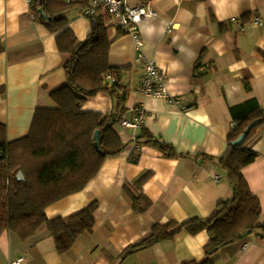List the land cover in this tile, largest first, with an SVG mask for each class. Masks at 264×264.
<instances>
[{"label":"crops","instance_id":"obj_1","mask_svg":"<svg viewBox=\"0 0 264 264\" xmlns=\"http://www.w3.org/2000/svg\"><path fill=\"white\" fill-rule=\"evenodd\" d=\"M139 1L149 3L155 14L139 24L141 52L166 75L169 96L187 110L137 92L142 76L136 61L139 50L114 26L106 9L100 8L93 18L83 16L79 8L66 12L67 27L79 42L87 38L93 19L103 23L112 42L108 64L122 70L121 104L100 92L82 108L116 114L120 120L133 118L131 111L139 107L144 112L142 125L127 129L116 123L113 129L123 152L107 158L83 190L45 210L48 220L68 219L96 203L92 233L79 235L71 249L59 255L46 226L25 242L5 232L0 237V264L18 257L25 259L23 264H185L205 259L209 242L205 231L195 236L178 231L169 240L126 251L146 239L156 225L208 219L217 203L231 196L225 174L201 156L215 161L226 152L227 136L236 125L231 108L255 100L264 110V0H133L131 4ZM255 19L261 24L254 25ZM67 60L68 55L57 49L55 34L35 20L23 0H0V124L8 142L28 135L37 109L54 106L49 93L64 86L62 66ZM245 110L236 112L241 116ZM142 129L171 145L179 157L167 158L156 148L141 146L132 163ZM248 145L257 157L242 173L259 200L257 224L264 225V125ZM144 174L149 178L141 193L152 206L139 215L124 186L135 192L133 184ZM213 258L215 264H264V237L247 235L217 250Z\"/></svg>","mask_w":264,"mask_h":264},{"label":"trees","instance_id":"obj_2","mask_svg":"<svg viewBox=\"0 0 264 264\" xmlns=\"http://www.w3.org/2000/svg\"><path fill=\"white\" fill-rule=\"evenodd\" d=\"M87 6L88 0H32L31 11L35 20L55 34L58 51L68 55L62 66L66 82L49 93L53 107L35 111L27 136L8 142L5 126L0 124V237L8 232L20 242H25L40 227L46 226L59 255L68 252L79 235L92 233L97 204L91 203L68 219L48 220L46 208L83 190L107 158L117 157L124 150L113 129L120 117L82 108L100 92H107L119 104L125 100L122 70L108 64L112 42L108 40L103 23L93 19L90 33L81 42L67 27L64 14L77 8L83 11ZM108 76L114 82L107 79ZM245 89L250 91L247 83ZM238 109L247 110L238 116ZM117 112L122 113V110L119 108ZM230 113L236 125L227 136L226 152L215 161L208 156H201V159L215 163L225 174L231 196L219 201L206 220L191 218L181 223L171 220L154 226L146 239L126 252L169 240L178 231L192 236L205 231L209 236L204 247L205 259L185 264H215L213 255L217 250L250 234L264 237V225L257 224L261 215L259 200L251 193L242 173L257 157L248 143L264 125V110L252 100L244 106L231 108ZM255 120L259 124L250 130L242 144L233 146L232 142ZM96 132H99L97 142L93 141ZM136 142L132 163L137 161V151L141 146L156 148L167 158L179 157L171 145L161 142L144 129ZM148 178V174H144L133 184L135 192L124 186L135 214H144L152 206L141 193Z\"/></svg>","mask_w":264,"mask_h":264},{"label":"built area","instance_id":"obj_3","mask_svg":"<svg viewBox=\"0 0 264 264\" xmlns=\"http://www.w3.org/2000/svg\"><path fill=\"white\" fill-rule=\"evenodd\" d=\"M30 8L32 7V0H23ZM100 8H104L108 11L110 18L114 22V26L117 29L122 30L125 35L130 36L136 43L139 50L136 61L141 65L142 76L140 79L137 92L146 97L160 98L168 105L179 108L181 112H185L187 109L184 105L177 106L175 100H173L167 90V77L163 74L161 69L157 67L152 61L145 58L141 52L142 42L139 38V24L146 18L153 17L155 14L149 7V3L139 1L136 4H131L129 0H88V6L82 11V15L93 18L97 15ZM32 16V14H31ZM260 19H255L254 25H260ZM171 29L167 32L171 33ZM111 82L114 79L110 76L107 77ZM133 112V118H122L119 121L120 127L140 129L144 117V112L141 108L135 107ZM25 259L23 257L16 258L10 264H23Z\"/></svg>","mask_w":264,"mask_h":264},{"label":"water","instance_id":"obj_4","mask_svg":"<svg viewBox=\"0 0 264 264\" xmlns=\"http://www.w3.org/2000/svg\"><path fill=\"white\" fill-rule=\"evenodd\" d=\"M39 14L40 16L44 17L43 13L41 11H39ZM46 19H49V18H46ZM259 124V121L258 120H255L253 122H251L245 129L244 131L242 132V134L235 140L232 142V145L233 146H237V145H240L242 144V142L244 141L246 135L250 132V130ZM99 139V132H96L93 136V141L97 142ZM95 146L97 147V144H95Z\"/></svg>","mask_w":264,"mask_h":264},{"label":"rangeland","instance_id":"obj_5","mask_svg":"<svg viewBox=\"0 0 264 264\" xmlns=\"http://www.w3.org/2000/svg\"><path fill=\"white\" fill-rule=\"evenodd\" d=\"M130 3H133V0H130ZM18 240V239H17ZM19 241V240H18Z\"/></svg>","mask_w":264,"mask_h":264}]
</instances>
